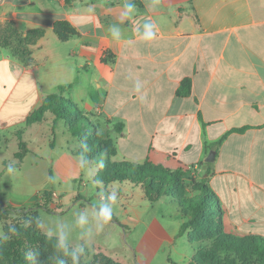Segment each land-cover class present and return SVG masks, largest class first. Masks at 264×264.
<instances>
[{"label":"crops","instance_id":"0c3cea01","mask_svg":"<svg viewBox=\"0 0 264 264\" xmlns=\"http://www.w3.org/2000/svg\"><path fill=\"white\" fill-rule=\"evenodd\" d=\"M126 4L134 10L121 21ZM63 20L78 32L65 41L53 29ZM149 20L156 35L144 41ZM8 21L44 33L26 60L0 46V146L59 93L104 120L111 161L206 176L224 232L264 237V0H0V24Z\"/></svg>","mask_w":264,"mask_h":264},{"label":"rangeland","instance_id":"374dc122","mask_svg":"<svg viewBox=\"0 0 264 264\" xmlns=\"http://www.w3.org/2000/svg\"><path fill=\"white\" fill-rule=\"evenodd\" d=\"M22 107L25 108V104ZM88 117L97 132L104 131V120ZM69 124L55 120L54 114L47 111L40 122L29 124L26 131L19 129L2 138L0 209L7 206L22 209L18 215L8 210L6 218L0 219V225L4 228L5 224L17 226L18 223L20 226L26 218L45 217L46 226L53 229L63 226L70 232V246L84 245L85 241L91 243V250L86 258H81V264H186L200 248L190 245L188 231L178 235L185 216L180 205L174 202L175 198L162 195L150 202L141 185L128 180L113 181L108 168L104 173V167L91 162L81 166L82 156L71 155V150L80 149V145L67 131ZM9 165L13 167L11 173ZM191 178L194 175L183 180L184 192L178 193L181 198L198 194ZM45 190L52 191L51 199L43 195ZM113 190L117 201L112 219L95 236L81 237L85 229L95 230L94 213ZM80 212L86 213L89 220L83 227L76 223ZM40 233L43 231L39 228L38 234L26 237L28 245L24 251L35 249L42 264H55L54 244L47 238L38 244L37 240L42 239ZM193 238H204L201 242H206L208 235L200 231L193 234ZM14 260L10 240L0 242V264ZM65 261L71 264L69 257Z\"/></svg>","mask_w":264,"mask_h":264},{"label":"trees","instance_id":"16d2710c","mask_svg":"<svg viewBox=\"0 0 264 264\" xmlns=\"http://www.w3.org/2000/svg\"><path fill=\"white\" fill-rule=\"evenodd\" d=\"M54 32L61 41L77 35V30L68 21H56L53 25ZM42 29H32L25 33L19 31L15 24L8 21L0 24V46L8 48L11 54L20 59L26 60L31 55L30 46L43 35ZM109 52H104L102 61H106ZM67 86H60L64 90ZM177 94L186 96L190 92V80L184 79L180 83ZM47 111H51L55 120L70 122L67 131L73 137L77 138L80 149L71 150L73 156H82L85 162H91L101 167L103 161V172L108 168L109 178L113 181L128 180L136 185H141L144 189L146 198L150 202L157 201L162 195L172 196L174 202L182 208L181 213L185 219L180 223L178 235H183L188 231V241L193 248L199 247L192 258L186 264H264V237L258 235L235 236L224 232L222 225V209L214 192L207 184V177H201L199 180L191 178L195 185L194 190L198 194L193 198H181L178 193L184 192L183 180L191 176L190 169L177 167L170 169L159 164H154L148 160L143 163L135 164L128 161H111V157L116 154V148L109 136V131L97 132L94 124L89 120L88 114H84L77 105L69 98L63 97L59 93L46 95L40 107L31 112L27 117V123L39 122ZM87 125L91 128L88 129ZM122 122L114 124L113 129L121 132ZM244 128L235 130L242 131ZM223 136L217 142L211 144L214 149L224 139ZM87 145L85 150L84 145ZM51 173V171H49ZM206 173H209L206 171ZM43 195L47 199L53 196L51 190H45ZM13 206H7L0 209V219H5L8 210L16 211L19 214L21 210ZM56 213V212H53ZM60 214L63 212H59ZM20 235H11L9 239L13 246V255L15 260L9 264H29L25 259L24 247L28 245L29 237L39 233V228L33 223L27 230L20 228ZM9 224L4 225V231L7 232ZM200 231H206L208 238L206 242H201L204 238H193V234H199ZM42 240L46 239L43 233H40ZM55 237L53 236V240ZM50 240L51 242L54 241ZM66 257H64L65 259Z\"/></svg>","mask_w":264,"mask_h":264},{"label":"clouds","instance_id":"9594fccd","mask_svg":"<svg viewBox=\"0 0 264 264\" xmlns=\"http://www.w3.org/2000/svg\"><path fill=\"white\" fill-rule=\"evenodd\" d=\"M126 10L120 14V20L123 21L125 18L129 17L130 13L134 10V5L126 4ZM92 11V9H89ZM155 28L156 25L152 21H147L143 24V34L141 39L144 41L152 40L155 35ZM139 31V29H137ZM112 36L115 38H119L120 32L119 29L113 28L112 29ZM138 90V86H137ZM85 150H87V145H84ZM85 161L81 157V166ZM101 167H103V161L101 160ZM13 171L12 165L8 166V172L11 173ZM117 201V193L113 190L109 193L106 198L105 202L101 203L98 210L95 211L94 216L97 221L95 224V230L91 227L85 229L84 232L80 233V236L83 237L84 235H91L95 236L97 233L103 230L104 226L112 219L113 216V206L116 204ZM35 224L36 227L40 228L43 231V234L46 236L47 239L53 240V236L55 235L54 241V248H55V256L54 261L55 264H66L64 257H69L71 260V264H81V258L87 257L88 252L91 250V243L89 241H85L84 245L76 244L75 246H70L71 235L70 232L65 229L63 226H58L53 229L50 226H46L45 224V217L41 216H33L24 219L21 222L20 227L23 229H28L31 224ZM76 223L83 227L89 224V220L86 213H80ZM20 235V229L15 224H9L7 228V232L4 231L2 225H0V242L7 241L11 238V235ZM86 249L88 251H86ZM38 251L35 249L28 250L25 252V259L29 262V264H42V261L38 259Z\"/></svg>","mask_w":264,"mask_h":264},{"label":"water","instance_id":"95a60500","mask_svg":"<svg viewBox=\"0 0 264 264\" xmlns=\"http://www.w3.org/2000/svg\"><path fill=\"white\" fill-rule=\"evenodd\" d=\"M213 157H214V151L213 150H211L209 153H208V155H207V157H206V161H212L213 160Z\"/></svg>","mask_w":264,"mask_h":264}]
</instances>
